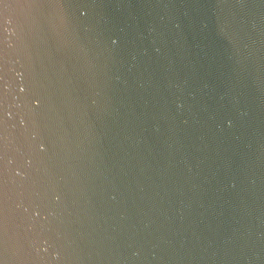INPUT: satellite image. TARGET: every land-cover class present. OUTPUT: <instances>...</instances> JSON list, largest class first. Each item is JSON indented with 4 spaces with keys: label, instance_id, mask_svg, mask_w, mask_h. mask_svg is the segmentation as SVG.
Returning <instances> with one entry per match:
<instances>
[{
    "label": "water",
    "instance_id": "95a60500",
    "mask_svg": "<svg viewBox=\"0 0 264 264\" xmlns=\"http://www.w3.org/2000/svg\"><path fill=\"white\" fill-rule=\"evenodd\" d=\"M0 264H264V0H0Z\"/></svg>",
    "mask_w": 264,
    "mask_h": 264
}]
</instances>
